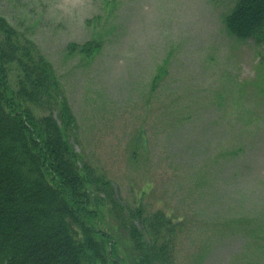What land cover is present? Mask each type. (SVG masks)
<instances>
[{"label": "rangeland", "instance_id": "obj_1", "mask_svg": "<svg viewBox=\"0 0 264 264\" xmlns=\"http://www.w3.org/2000/svg\"><path fill=\"white\" fill-rule=\"evenodd\" d=\"M233 4L0 0V16L52 64L79 161L111 184L122 216L172 219L173 264H264V43L229 34ZM89 41L101 44L91 56L69 50ZM103 216L133 264L110 202Z\"/></svg>", "mask_w": 264, "mask_h": 264}, {"label": "trees", "instance_id": "obj_2", "mask_svg": "<svg viewBox=\"0 0 264 264\" xmlns=\"http://www.w3.org/2000/svg\"><path fill=\"white\" fill-rule=\"evenodd\" d=\"M224 25L238 40L264 43V0H234ZM0 35V264H126L100 226L105 202L128 231L131 263L173 264L172 219L142 208L122 216L111 184L79 161L75 117L52 64L2 16ZM100 46L69 50L91 56ZM10 64L16 89L8 94Z\"/></svg>", "mask_w": 264, "mask_h": 264}]
</instances>
